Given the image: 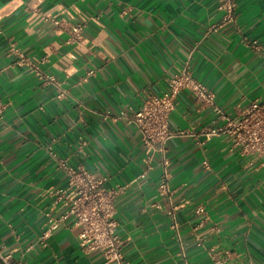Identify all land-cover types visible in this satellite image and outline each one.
<instances>
[{
  "label": "crops",
  "instance_id": "0c3cea01",
  "mask_svg": "<svg viewBox=\"0 0 264 264\" xmlns=\"http://www.w3.org/2000/svg\"><path fill=\"white\" fill-rule=\"evenodd\" d=\"M218 3L0 0V264H114L82 252L71 220L38 242L47 215L61 212L48 193L65 183L52 153L121 188L114 218L126 264H264V169L230 150L227 135L203 133L264 98V0H234L231 21ZM182 69L221 115L197 109L187 91L176 97L170 128L183 134L166 147L168 199L157 191L159 155L145 171L138 132L118 115L160 96Z\"/></svg>",
  "mask_w": 264,
  "mask_h": 264
},
{
  "label": "built area",
  "instance_id": "2783aa9c",
  "mask_svg": "<svg viewBox=\"0 0 264 264\" xmlns=\"http://www.w3.org/2000/svg\"><path fill=\"white\" fill-rule=\"evenodd\" d=\"M217 9L224 13V19L231 21L234 18V0H219ZM81 27L75 25L71 28L74 42L81 41ZM11 53L16 49L11 48ZM18 62L25 64L38 78L52 81L53 78L44 75L38 68V62L31 61L17 55ZM93 72L88 71L87 75ZM182 91L190 93L197 109L213 108L215 113L221 115L214 106L213 94L199 81L194 79L187 69H182L167 80V89L160 96L146 98L140 107L130 113L121 112L119 119L135 127L144 145L146 170L151 168L155 154L160 157V180L157 191L161 196L170 198L171 191L168 186L169 162L165 155L167 143L176 135L183 132H174L170 128L169 115L175 108V100ZM2 106L0 105V111ZM205 138L230 137V150L239 149L241 154L251 158L250 164L255 168L264 169V98L255 99L240 115L228 118L222 125L207 129L203 132ZM54 142V140H52ZM87 141L78 138L77 150L82 153ZM58 169L65 174V183L62 187L52 188L49 195L54 198L55 206L61 209L58 216L47 215L38 242L46 246L48 239L61 226L71 220L72 225L79 229L77 233L78 245L83 253H99L106 263L126 264L122 255V241L117 233V223L114 218V199L120 187L105 188L108 180L106 175L87 169L82 165L71 166L68 159H58L52 153ZM202 165L208 168L206 160ZM144 177V173L140 175ZM198 212H202L199 209ZM172 219V228H176L175 219ZM223 259L213 258L212 264H223ZM5 264H22L3 261Z\"/></svg>",
  "mask_w": 264,
  "mask_h": 264
}]
</instances>
